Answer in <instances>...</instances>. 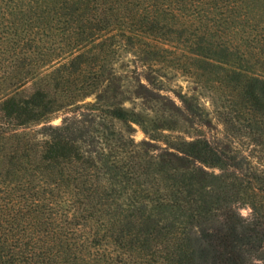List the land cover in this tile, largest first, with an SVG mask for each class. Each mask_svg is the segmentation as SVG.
<instances>
[{
  "label": "trees",
  "instance_id": "trees-1",
  "mask_svg": "<svg viewBox=\"0 0 264 264\" xmlns=\"http://www.w3.org/2000/svg\"><path fill=\"white\" fill-rule=\"evenodd\" d=\"M258 6L264 0H0V264H264V170L247 177L243 158L204 139L157 148L125 137L115 122L159 125L167 104L194 122L200 108L185 96L175 107L139 57L128 97L112 65L126 41L190 47L236 80L230 100L243 103L263 145L264 78L250 65L264 66V22L250 17ZM219 31L221 45L206 40ZM133 98L144 107H125Z\"/></svg>",
  "mask_w": 264,
  "mask_h": 264
},
{
  "label": "rangeland",
  "instance_id": "rangeland-1",
  "mask_svg": "<svg viewBox=\"0 0 264 264\" xmlns=\"http://www.w3.org/2000/svg\"><path fill=\"white\" fill-rule=\"evenodd\" d=\"M251 12L253 14L251 15L250 13V17L254 16L255 20L264 22L263 6H258ZM256 14L260 15V17ZM211 35L215 37L210 38L208 36L206 40L213 41L218 46L224 40H227V36L222 31H219V34L212 32ZM216 36L223 37V41ZM126 42L128 45H123L118 49L112 62L116 72L123 76L121 91H129L125 93L126 96L130 97V91H132V79L126 77L127 72L135 67L134 61L139 57L140 60H144L145 68L152 70L150 72L151 78L160 82L162 86L161 95L171 99L173 105L177 108H182L183 106L180 102L182 96L193 98L200 110L196 113L197 117L194 122H188V119L185 121L179 114L177 115L171 104H167L168 111H166L165 115V118L168 117L167 120L163 123H158L159 125L152 124L151 121L147 122L144 129L147 135H145L144 130L140 126L135 124L127 126L115 122L116 128L125 137L132 136L136 143H140L143 140L151 141L157 148L165 147V143L173 138H185L187 140L204 139L211 145L219 146L220 148L229 147L232 152L238 154L239 158H243L245 162L242 165V173L247 177H249L248 174L254 171L264 170V143L259 146L255 145L253 141L254 133L260 127L249 122L251 119L242 112L240 107L243 103L238 99L234 102L230 100V92L237 82L236 80L233 82V78L225 71L226 67L218 66L212 61L205 59V57L203 59L196 57V52L184 45H168L165 47L166 49L168 48L166 51L157 52L149 49L150 47L145 44L130 45L128 41ZM204 44L207 45L208 43ZM211 54L215 58L221 59L224 58L226 53L222 49H216ZM253 64H255L253 67L254 73L264 78V66L262 67L261 63L255 59L250 62V65L253 66ZM243 65L245 66L246 64L244 63ZM139 71L140 69H138ZM144 76L148 75L144 74ZM142 82L145 83L143 77ZM92 101L93 97L85 100V102ZM124 106L127 108L135 106L137 109L144 107L141 99L135 98L131 99V101H126ZM146 107V114L150 119H154L157 107L153 106V104H146ZM172 115L175 117H172ZM170 116L172 118H169ZM230 119L234 120L233 125L229 122ZM60 122L61 113L54 116L51 124L58 125ZM160 125L161 127L163 126L161 130L155 129V126ZM250 125L253 126L249 128ZM238 211L243 217L250 215V210L244 203L239 204Z\"/></svg>",
  "mask_w": 264,
  "mask_h": 264
}]
</instances>
